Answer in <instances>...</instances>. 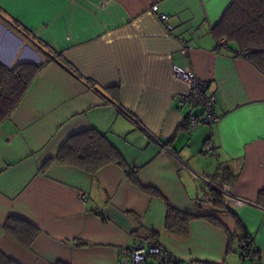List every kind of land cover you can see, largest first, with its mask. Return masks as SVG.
Masks as SVG:
<instances>
[{
  "label": "crops",
  "instance_id": "crops-1",
  "mask_svg": "<svg viewBox=\"0 0 264 264\" xmlns=\"http://www.w3.org/2000/svg\"><path fill=\"white\" fill-rule=\"evenodd\" d=\"M231 0H0V62L43 64L0 124V249L18 264H119L138 239L181 264H238L239 240L264 264V74L212 28ZM169 17L171 31L151 11ZM192 71L216 98L215 122L188 126ZM105 135L122 165L94 175L52 160L73 135ZM210 147L209 151L205 148ZM235 177L224 184V173ZM212 184L209 188L208 184ZM154 189L161 197L151 195ZM241 207L215 204L220 186ZM77 191L87 194L83 203ZM167 201L197 217L184 237L165 230ZM10 216L40 230L26 246ZM231 237H236L234 242ZM247 261V260H246Z\"/></svg>",
  "mask_w": 264,
  "mask_h": 264
},
{
  "label": "trees",
  "instance_id": "trees-1",
  "mask_svg": "<svg viewBox=\"0 0 264 264\" xmlns=\"http://www.w3.org/2000/svg\"><path fill=\"white\" fill-rule=\"evenodd\" d=\"M212 36L218 47L229 48L235 45L238 55L246 58L260 73L264 74V0H231L230 6L223 13L220 21L212 28ZM225 39L226 46L219 41ZM43 68V64L23 63L8 68L0 62V124L4 122L17 106L23 101L31 85ZM60 165L73 166L94 175L102 167L115 163L122 165L120 154L107 141L104 134L96 130H88L71 136L57 151L55 157L49 160ZM235 177L224 173V184H233ZM151 195L161 197L154 189L145 188ZM220 186L219 188H221ZM215 204L223 205L218 192L214 194ZM257 204L264 207V191L258 194ZM164 227L169 233L186 236L190 222L196 218H205L215 222L214 217H197L174 209L167 201ZM224 206V205H223ZM222 227L220 223H214ZM2 229L15 236L18 241L30 246L40 234V230L30 222L15 216H10L2 224ZM155 239L154 236L150 237ZM236 237H231L234 242ZM155 241V240H154ZM240 257L242 251L251 249L247 237L239 240ZM0 264H18L8 258L0 249ZM172 264H181L175 261Z\"/></svg>",
  "mask_w": 264,
  "mask_h": 264
},
{
  "label": "built area",
  "instance_id": "built-area-1",
  "mask_svg": "<svg viewBox=\"0 0 264 264\" xmlns=\"http://www.w3.org/2000/svg\"><path fill=\"white\" fill-rule=\"evenodd\" d=\"M151 11L156 14L159 20L165 23V29L167 31L172 30V26L168 24L169 17L167 15L157 13L156 6H153ZM219 44L226 46L227 42L225 39H222L219 41ZM173 74L177 79L188 86V91L186 93L178 95L179 106H188L190 108L201 107L203 109L202 114L190 116L188 118L189 128L195 129L201 124L212 125L215 122V96L204 93L203 84L192 71L175 66L173 67ZM209 149L210 147L205 148L206 151H209ZM208 186L212 188L211 183H209ZM229 189V186L226 185L217 189L224 206L231 205L234 207H241L247 203L246 201L232 197L229 193ZM77 194L80 201L84 203L87 199V194L83 191H77ZM242 255L245 260L250 261L255 257V253L252 249L242 251ZM175 261L178 260H176L172 253L159 242L151 239H138L129 247L128 255L122 257L119 264H172Z\"/></svg>",
  "mask_w": 264,
  "mask_h": 264
},
{
  "label": "rangeland",
  "instance_id": "rangeland-1",
  "mask_svg": "<svg viewBox=\"0 0 264 264\" xmlns=\"http://www.w3.org/2000/svg\"><path fill=\"white\" fill-rule=\"evenodd\" d=\"M238 259V264H250V262L247 260L245 261H241V258H237Z\"/></svg>",
  "mask_w": 264,
  "mask_h": 264
}]
</instances>
